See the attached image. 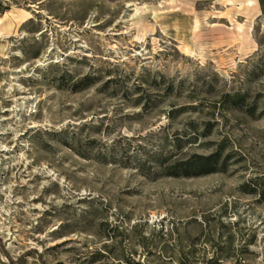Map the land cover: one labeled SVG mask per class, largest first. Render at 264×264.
I'll use <instances>...</instances> for the list:
<instances>
[{
    "label": "rangeland",
    "instance_id": "obj_1",
    "mask_svg": "<svg viewBox=\"0 0 264 264\" xmlns=\"http://www.w3.org/2000/svg\"><path fill=\"white\" fill-rule=\"evenodd\" d=\"M0 264H264V0H0Z\"/></svg>",
    "mask_w": 264,
    "mask_h": 264
},
{
    "label": "trees",
    "instance_id": "obj_2",
    "mask_svg": "<svg viewBox=\"0 0 264 264\" xmlns=\"http://www.w3.org/2000/svg\"><path fill=\"white\" fill-rule=\"evenodd\" d=\"M216 153H212L207 156H197L193 160L183 163L184 167H200L205 168L204 172H209L212 170L213 164L216 160Z\"/></svg>",
    "mask_w": 264,
    "mask_h": 264
}]
</instances>
